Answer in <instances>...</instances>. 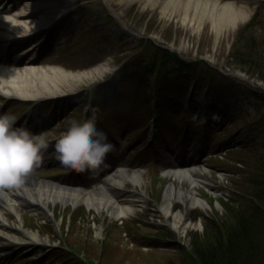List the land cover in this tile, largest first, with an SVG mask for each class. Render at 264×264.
<instances>
[{
  "label": "rangeland",
  "instance_id": "374dc122",
  "mask_svg": "<svg viewBox=\"0 0 264 264\" xmlns=\"http://www.w3.org/2000/svg\"><path fill=\"white\" fill-rule=\"evenodd\" d=\"M9 1L12 5H17L15 10L22 9V6L30 2L38 4L44 1L49 2L51 7L56 5L52 9L55 11L47 15L52 25L48 31L47 43L40 45L41 51L37 52L43 65L59 66L67 72H76L80 71L81 65L95 63L96 60L87 58L89 50L109 49L108 52L115 54L88 68L101 65L106 68L104 74L96 80L48 81V85L58 86L63 91L56 94L57 97L44 95L52 98L51 104H38L30 108L15 107L16 102H23L18 100H9L4 104L9 109L7 111L16 114L21 122L31 116L36 119L40 116L50 121L46 128L39 131L46 135L49 142L46 150L49 161L46 164L48 167L44 169L47 172V175H43L44 178L62 183L78 180L86 188H93L106 184L114 170L123 169L129 175L124 182L126 190L136 187L139 191H145L148 203L145 207L140 206L137 214L118 220L107 218L105 224L85 204L54 205L53 215H50L54 218L52 221L42 212L35 215L26 211L24 226L38 229L41 237H48L49 241H40L36 247L13 250L12 254L15 255H9L8 263L207 264L210 255L224 258L219 255L220 249H226V241L239 226L237 220L240 214L245 213L246 221L250 220L249 224L255 220L244 199L254 189L252 177L257 171V164H264V86L252 87L256 92L249 89L250 85L255 86L259 81L264 85V0H225L234 3L236 9L248 12L249 16L245 21L238 22L233 31L223 30L218 38L210 21L201 30L193 29L178 20V11L168 19L160 6L149 5L148 0ZM8 5L2 6L5 8ZM118 33H127L128 36L122 38L121 45L113 48L106 46L105 36L111 41ZM140 39L175 51L186 61L201 60L224 75L225 78L222 77L211 88L208 104L212 107L209 110H212L213 127L210 126L209 135L200 141L198 133L193 132L190 137L183 134L182 126L187 123L184 121L191 120L194 124L196 120L181 119L183 115L180 112L179 116L167 115L163 123H171V128L181 132L176 130V133H171L168 127L158 139L149 135V129L146 128L150 123L145 113L147 108L138 107L146 97L145 93H136L125 87L118 92L123 97L124 104L107 103L95 110V113L98 111L97 127L107 133L109 141L114 145L106 158V164L101 166L102 169L87 172L64 168L56 161L53 149L70 121L79 122L82 118L83 112L79 110L85 106L83 103L73 104L76 100L80 101L81 96H84L81 98L85 101L88 89L95 85L93 82L118 72L121 66L116 62L118 51L119 57H124L131 51H142L145 47ZM171 71L176 74L173 68ZM241 74H245L246 78ZM91 96L94 98L92 94ZM248 97L255 103L259 102L258 111L247 104ZM63 101L69 107L81 108L77 114L67 113L63 118ZM238 103L243 108L233 109L232 105L237 106ZM225 111L230 115H225ZM220 112L225 115L224 118L218 117ZM129 116L140 123L132 128L121 126L119 120L123 123ZM41 118L38 120L41 121ZM197 129L201 134L200 126ZM184 164L194 168L199 175L196 187L209 207L192 209L189 215L192 225L181 235L172 228L170 220L159 210L158 205L162 203L169 186H174L176 191L190 190L189 181L170 178L166 172ZM58 167L67 171L61 173ZM136 172L140 175L138 182L133 184V179H129ZM261 203L264 206V202ZM174 209L184 210L182 201L178 200ZM9 223L13 224V220H9ZM102 223V235L96 236L95 229ZM261 239L262 248L257 257L264 260V235ZM68 248L76 253L69 252ZM231 260L232 258L229 264H232ZM219 261L218 264L224 263ZM258 261L252 264H264V261L257 263ZM234 262L238 264L237 259Z\"/></svg>",
  "mask_w": 264,
  "mask_h": 264
},
{
  "label": "bare ground",
  "instance_id": "6f19581e",
  "mask_svg": "<svg viewBox=\"0 0 264 264\" xmlns=\"http://www.w3.org/2000/svg\"><path fill=\"white\" fill-rule=\"evenodd\" d=\"M148 2L149 5L160 6L163 15L168 19L175 16L178 11L180 14L178 20L193 29L201 30L210 21L212 28L217 31V38L223 30L233 31L238 22L245 21L249 16L248 12L236 9L234 3L225 0H148ZM25 6L19 11L11 10L10 7L0 9L1 95L36 99L44 94L53 95L61 92L62 88L51 87L47 84L48 81H92L104 73L106 68L102 65L76 72H67L59 66L43 65L40 58L34 57L41 51L40 41H36L35 38L37 35L40 37L50 24L47 15L52 10L50 5L42 3ZM40 12L42 15L37 16ZM28 42V48H24ZM17 48H21L18 50L21 51L20 56H13ZM30 52L34 55H29ZM166 172L170 178L187 180L191 184L190 190L187 191H176L174 186H169L162 203L158 205L159 210L170 220L172 228L183 235L192 225L189 219L191 210L198 207L207 208L209 204L198 193L196 185L199 183V175L194 168L184 164ZM139 175L140 173L136 172L129 180L133 179L134 184L135 181L138 182ZM128 176L126 171L116 170L106 184H101L95 189L64 188L65 186L40 183L35 178L32 179L33 184L26 182L23 186L0 188V264H9L7 261L9 253L15 248H21L22 244L36 247L40 241H49L48 237H41L38 229L24 228L27 214L25 211H31L33 214L42 212L48 217V214L51 215L54 211L52 207L58 203L74 206L85 204L101 217L104 224L107 218L118 220L137 214L139 207H145L144 205L148 203L147 195L145 191H139L136 187L133 190H126L124 182ZM178 200L184 204V210L174 209ZM9 217L13 219V224L8 223ZM103 223L95 229L96 236L102 235Z\"/></svg>",
  "mask_w": 264,
  "mask_h": 264
},
{
  "label": "trees",
  "instance_id": "16d2710c",
  "mask_svg": "<svg viewBox=\"0 0 264 264\" xmlns=\"http://www.w3.org/2000/svg\"><path fill=\"white\" fill-rule=\"evenodd\" d=\"M152 46V51H147L141 55L133 56V63L130 66L133 69L132 76L137 83L139 89L150 88L148 98L156 97L160 102V106L167 107L179 97H182L192 83L199 85L204 83L206 86L212 85L217 81L219 74L207 65L205 62H191L187 63L180 59L177 53L163 49L161 47ZM178 66L181 71L176 73L174 77L168 74V70ZM131 76V78H132ZM133 79V78H132ZM253 191L250 192L244 201H247V208H250L253 213L252 217L255 219L249 224L250 220L246 221L240 214L237 220L239 226L235 229L230 239L226 241V249L221 248V253L224 258L208 257L207 264H218V260H222L225 264H236L234 259L238 260V264H252L259 260L258 252L261 251L262 243L260 240L264 235V164L260 166L257 164V171L252 177ZM241 200V198L239 199ZM245 207V209H247ZM246 227H249L246 229ZM227 255V258L225 256ZM228 259L229 261H225ZM219 261V262H220ZM210 262V263H209ZM223 263V264H224Z\"/></svg>",
  "mask_w": 264,
  "mask_h": 264
},
{
  "label": "clouds",
  "instance_id": "9594fccd",
  "mask_svg": "<svg viewBox=\"0 0 264 264\" xmlns=\"http://www.w3.org/2000/svg\"><path fill=\"white\" fill-rule=\"evenodd\" d=\"M89 110L87 106L84 109L86 113ZM17 121L14 113H0V187L24 185L34 168L44 161L49 148L44 133L33 132ZM113 148L107 133L97 127L96 113L92 110L86 120L70 121L53 153L64 168L87 172L105 165Z\"/></svg>",
  "mask_w": 264,
  "mask_h": 264
}]
</instances>
